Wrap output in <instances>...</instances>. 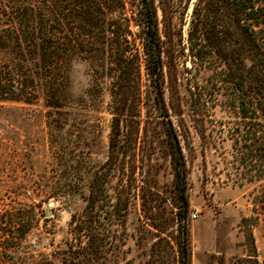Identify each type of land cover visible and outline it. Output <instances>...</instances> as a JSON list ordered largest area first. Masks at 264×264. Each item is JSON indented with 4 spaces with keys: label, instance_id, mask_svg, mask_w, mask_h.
Returning a JSON list of instances; mask_svg holds the SVG:
<instances>
[{
    "label": "rangeland",
    "instance_id": "obj_1",
    "mask_svg": "<svg viewBox=\"0 0 264 264\" xmlns=\"http://www.w3.org/2000/svg\"><path fill=\"white\" fill-rule=\"evenodd\" d=\"M186 29L187 23L181 40H171L175 59H164L163 96L187 168L189 264H209L213 254L211 264H234L253 253L262 261L264 176L236 157L230 139L236 118L224 106L231 87L191 61ZM67 72L64 108L45 106L40 93L32 103L0 101V264H76L74 251L85 245V238L71 233L70 222L73 214L76 222L84 218L90 176L107 159L109 96L91 64L72 59ZM146 85L143 76L141 116L126 128L105 184L112 203L119 199L118 208L127 199L123 226L101 218L115 247L99 264H158L151 253L154 224L173 232L177 200L166 118ZM242 217L247 220L241 223ZM169 255L164 264H177Z\"/></svg>",
    "mask_w": 264,
    "mask_h": 264
},
{
    "label": "trees",
    "instance_id": "obj_2",
    "mask_svg": "<svg viewBox=\"0 0 264 264\" xmlns=\"http://www.w3.org/2000/svg\"><path fill=\"white\" fill-rule=\"evenodd\" d=\"M185 23L191 61L231 87L224 106L236 118L230 134L236 157L264 176V0H160L159 6L155 0H0V101L32 103L40 93L45 106L64 108L72 59L91 64L107 86V159L90 176L84 218L76 222L73 214L70 222L71 233L86 239L74 251L76 264H99L115 247V236L101 218L124 225L127 198L118 208L119 199L112 203L105 184L122 153L126 128L141 116L143 76L155 109L166 118L177 200L172 234L154 224L153 261L164 264L172 251L177 264L190 263L187 168L163 96L164 59H175L171 40L175 35L181 40ZM106 207L115 209L117 218ZM247 239L253 244L252 234ZM234 264L264 260L253 253Z\"/></svg>",
    "mask_w": 264,
    "mask_h": 264
},
{
    "label": "built area",
    "instance_id": "obj_3",
    "mask_svg": "<svg viewBox=\"0 0 264 264\" xmlns=\"http://www.w3.org/2000/svg\"><path fill=\"white\" fill-rule=\"evenodd\" d=\"M196 216H197L196 213H192V214H191V217H193V218H195Z\"/></svg>",
    "mask_w": 264,
    "mask_h": 264
}]
</instances>
